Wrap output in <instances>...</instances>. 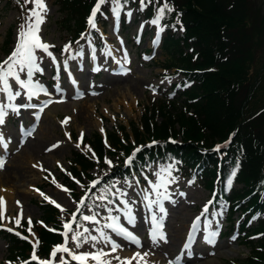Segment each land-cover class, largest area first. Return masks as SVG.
<instances>
[{"label": "rangeland", "instance_id": "obj_1", "mask_svg": "<svg viewBox=\"0 0 264 264\" xmlns=\"http://www.w3.org/2000/svg\"><path fill=\"white\" fill-rule=\"evenodd\" d=\"M45 3L48 11L44 14L45 19L41 25L39 35L43 42L56 46L68 35L61 30L64 22L59 16L58 7L60 4L58 0H45ZM243 5L245 9L244 24L246 27L244 31L238 33V38L243 40L240 45L245 50V62L252 69L257 70L264 62V0H244ZM32 7L33 5L29 3L28 12ZM15 14V10L10 5L5 8L3 2L0 1L1 59L4 58L1 48L6 42V33L10 29L13 31L12 23L14 17H16ZM137 28V25L133 26L127 36L125 32L115 35L113 26L107 28V32L104 34L106 36L101 35L99 30L100 39L106 46L104 56L100 58V61L107 59L110 66L112 65V60L121 61L125 65V71L122 74L109 73L103 68L96 77H91L89 73H81V69H78L74 63L70 64L69 71H66V59L69 57L70 52L62 56V58L56 56L50 47L48 51L51 56L42 51H37L36 55L38 63L43 69L44 78H49L51 70L56 73V78L50 84H47L45 80L39 81L38 78L33 76V80L42 85L45 91L29 100L25 90L20 89L14 81L10 80L13 91H20L21 95L11 102L18 107V111L13 114L16 120L15 125L12 126L9 120L6 121L7 115L4 117V123L0 125V136L13 148L8 151L7 156L9 157L7 160H4L5 155L1 158L3 166L0 167V194L4 195L6 191H9L11 203L8 204L3 213V218L0 220L1 225H9V221H14L16 224L17 218L27 222L29 218L31 219V225L28 223L25 229L26 240L32 247L28 251L29 254L33 253V245L37 242L33 229L34 221L40 222L41 213L43 212L41 208H38L36 202H40V200L49 202L44 199L47 196L50 200L55 201V204L52 203L55 207L56 204L61 206L63 211L61 208L56 207L61 216L68 218L72 212L78 213L77 207L80 200H78L79 195H77L76 191L80 187L77 182L73 183V188L65 186L62 183L61 173L67 169L69 159L72 157L73 149L77 148L76 145L81 133L87 137L94 135L96 131L101 134H109L115 129L119 130V127L122 126V131L131 140L133 127H138V119L141 112L148 108L158 109L159 106H165L168 109L169 105L160 100L155 101L153 105L149 102L150 97H159V94L155 93L153 88L159 85V93H163L169 83L179 80L180 75L173 73L171 69H167L160 64L163 58L159 47L156 48L154 57H152V53L138 54L139 47H143L145 44L135 47L131 45L129 40V35ZM155 37H151L152 41H154ZM111 42H115L114 47L111 46ZM188 50L186 49V51ZM84 52L86 55L87 50H84ZM99 54L100 51L97 52V55ZM107 54L108 57H106ZM53 58L55 62H53ZM254 61L256 65H254ZM67 76L78 87L86 88L87 92L84 94L74 92L71 86L66 83ZM21 78L27 79L26 73H21ZM220 84L221 81L219 80L212 83L213 86ZM150 93H154V95ZM45 98L51 99V102L41 110L39 117L33 119V109L37 103ZM8 103L6 94L0 92V105ZM173 103L172 107L176 108L170 110V112L166 110V112L171 114L170 118H173L172 116L177 113L176 110L180 106V101L177 98ZM22 105L32 106L24 107ZM182 110L184 113H177L178 116L174 118L180 119L186 114L189 115L184 109ZM213 115L214 113H211L210 117H213ZM164 117H158L157 115L155 121L159 122ZM66 118H69L67 123H62ZM167 120L169 118L164 119V121ZM208 123L211 122L209 121ZM25 126H31L34 131L31 134H25L20 137L17 128L24 130ZM166 127L174 131L177 129L176 123ZM117 134L121 136V132H117ZM166 168L164 165L161 169ZM173 171H171V176ZM32 172L34 173L33 177L29 176ZM89 173H94V169H91ZM150 175L151 179L149 181L153 184L156 183L155 165L152 166ZM73 180L75 179L73 178ZM149 181H143L144 186L142 187H132L131 184L130 187L128 185L125 187V183L121 181L115 184L114 187L113 193L117 197L114 205H101V208L93 213L81 211L83 215L96 213V220L99 222L83 221L82 231L85 228L89 230L85 233V236L95 235L99 237V232L102 230L121 246L117 252L111 253V246L106 245L103 241L82 243L80 248L75 246L76 249H71L68 242L66 246L76 253L94 252L103 249L105 252L110 253L107 258L111 260V264H120V261L115 259L117 256L123 260L133 257L137 252L148 253L145 257L148 264H169L170 261L175 264L177 257L181 253L186 255L187 251H193L192 246L188 250L184 249V237L190 223L197 217L201 221V209L205 205L207 190L196 179L190 184L175 180L177 182L173 187H168L167 185L166 188L162 187L157 190L158 192H166L169 196V199H161L160 206L165 209V212L161 213L157 205H152L151 208L147 206L148 215L144 216L143 204L148 205V201L144 199L145 192L148 194L149 201L159 198L149 186ZM39 183L40 188L38 190L34 189L35 192L32 193L29 190V186ZM57 185L62 187H57ZM238 186V184H235V187ZM62 189H67L68 191ZM118 190L126 193V195L118 196ZM141 196H143L144 202L141 200ZM119 199L129 202L134 222L129 223L124 218L123 211H117V209H124L120 206ZM172 201L177 202L174 204ZM109 209L112 210L111 213H109ZM138 212L141 217L138 216ZM110 214L120 217L119 223L139 239V247L104 227L105 224L110 222L107 219ZM153 214L156 215L157 221L162 224L161 230L166 237L164 240L158 239L159 247L153 246L150 242L149 228L153 224ZM178 223L182 224L179 225ZM202 224L201 222L199 224L198 244H200L201 238H205V229L202 228ZM29 227H31V233L29 232ZM48 227L49 224L47 223L45 229ZM221 227L222 230L225 229V221L221 222ZM14 228L20 234V225ZM175 228L178 229L177 233H175ZM217 230L218 224L215 220H212L210 231L216 232ZM223 237L210 253L197 252L200 255L196 253L194 260L188 264H233V261L242 262L246 255L250 253L249 247L244 246L238 240L231 242L228 241L227 237ZM93 244H95L94 247ZM7 253L6 244L0 238L1 262ZM89 262L94 264L93 261ZM132 264H137V261L133 260Z\"/></svg>", "mask_w": 264, "mask_h": 264}, {"label": "trees", "instance_id": "obj_2", "mask_svg": "<svg viewBox=\"0 0 264 264\" xmlns=\"http://www.w3.org/2000/svg\"><path fill=\"white\" fill-rule=\"evenodd\" d=\"M243 1L173 0L175 10L163 18L167 31L161 41L160 53L162 63L181 68L186 79L191 81L181 100L182 107L189 115L174 118L178 116L177 113H184L183 108L178 106L177 113L170 118L171 114L168 112L176 108L172 107L173 101L168 109L165 106L145 109L141 113L139 127H133L131 136L134 143L141 144L147 139L163 140L171 137L173 144L161 141L159 146H163L166 152L180 156L189 165H202L203 172L208 176V185L216 162L212 148L229 141L226 149L221 150L225 152L221 172L227 171L238 159L239 167L235 178L240 186L231 190L230 198L234 199L232 202L239 203L240 199L250 196L252 204L264 206V200L256 198L264 196V62L257 70L245 62V50L240 45L243 40L238 38V33L246 27ZM58 2L59 13L67 32L75 34L83 27L82 16L87 0ZM151 9L149 7L148 11ZM176 18H179L183 32L174 37L170 28ZM188 48L193 54L186 51ZM216 80L221 81V84L213 86L212 83ZM211 113H214L213 117H210ZM157 115L165 117L159 118L161 120L157 122ZM167 118L169 120L164 121ZM174 123L176 131L166 127ZM122 129L120 126L121 137L116 131L108 134L110 147L118 152H126L131 145L128 135ZM92 144L99 157L104 153L115 155L112 151L104 150L98 137L93 139ZM74 160L79 169L74 170L73 174L78 179L81 175L89 176L88 170L92 169L93 164L79 154L75 155ZM44 211L45 222L50 223L56 231L44 229L39 232L43 251L59 237V228L56 227H59L62 219L54 211L43 209ZM248 231L253 234L261 232V236L248 240L252 254L242 264H256L252 257L259 260L264 257V220L252 223Z\"/></svg>", "mask_w": 264, "mask_h": 264}, {"label": "snow or ice", "instance_id": "obj_3", "mask_svg": "<svg viewBox=\"0 0 264 264\" xmlns=\"http://www.w3.org/2000/svg\"><path fill=\"white\" fill-rule=\"evenodd\" d=\"M106 2V0H97L95 6L92 9V12L90 16L88 17V24L90 27L95 28V17L97 13L100 11L101 6ZM141 6L144 7V0H140ZM25 3H31L33 7L29 9L28 15L26 17L25 23L21 24L18 29L17 33V39L16 44L11 53L7 56V58L3 61H0V92H3L6 94L7 99L9 101L8 104L0 105V124L4 123V117L7 115V109H11L13 112L18 111L17 105L11 103L14 101L17 97L21 95L20 91H13V87L10 84V80L14 81L16 85H18L21 89L25 90V94L29 100H31L34 96L39 95L41 92L45 91L38 82H35L33 80V76L36 73H42L43 69L40 67V64L38 63L37 58V51H42L44 53H47L49 56H51V53L48 51L50 47H53L52 45H49L42 41L39 33L41 30V25L44 23L45 16L44 14L47 13L48 8L45 3V0H25ZM111 3L113 5L112 12L113 15L116 17H119L120 11H121V2L120 0H111ZM165 10L172 11V9L169 7L167 3H165L162 7L158 8L156 17L151 21L153 24L159 25L160 20L163 18V15L165 13ZM131 13H128L130 15ZM163 29H161L162 31ZM64 51H70V46L65 45ZM53 62H55L53 58ZM21 73H26L27 79L21 78ZM24 107H29L32 105H22ZM43 110V109H41ZM69 118H66L65 121L62 123H67V120ZM103 131V129H101ZM83 140V133H81L80 142L82 143ZM0 144H4L3 137L0 136ZM6 147V144H4ZM77 147H80V143H77ZM87 148V146H85ZM88 151H91L90 148H87ZM136 151H139L137 149ZM94 155V154H93ZM135 155V153H133ZM132 161V157H129L128 160L125 162L126 164H130ZM111 166L110 161H105ZM3 164L0 162V167H2ZM166 174V175H165ZM157 175V182L152 183L149 181V186L151 187L152 191L157 194L159 197L156 200H148V194L145 192L144 199L148 201V207L151 208L152 205H157L159 207V211L161 213L165 212V209L160 206L161 199H169V196L166 194V192H158L157 190L160 188H166L168 184L174 183L175 178L171 177V166L167 169H162L161 172L156 173ZM55 183V181H53ZM77 183H79L77 181ZM99 183V181L92 182L90 187H95V185ZM57 187H62L60 185H57ZM115 187V185H113ZM64 191H68L67 189H62ZM104 191H107L105 189ZM43 195V193H41ZM126 193L119 192L118 190V196H125ZM106 198L105 195H101L99 197L100 200H104ZM45 200H48L50 203H54L55 201L50 200L49 197L45 196ZM111 203V201H109ZM121 203L124 205V209H117V211H123L124 218L129 222H134V217L131 215L132 209L129 206V202L126 200H121ZM84 204V199L82 198L79 202V205L77 207V211L79 212L80 206ZM56 207L61 208L59 204H56ZM63 211V209L61 208ZM5 211V201L4 198L0 197V219L3 218V213ZM111 209H109V213H111ZM205 211H207V208H205ZM203 214V213H202ZM96 213L93 215H83L81 214L80 219L83 221H89L93 223H99L96 220ZM73 221H75L76 216L75 213H73L72 217ZM107 219L110 221L109 223L105 224L104 227L110 229L112 232H115L122 236L124 239L128 240L130 243H134L137 245V247L140 246L139 239L131 232H129L125 227H123L120 223V217L119 216H112L111 214L107 217ZM153 220V231L151 233L153 243L156 242L157 239L164 240L166 237L164 234L160 231L162 228V224L157 221V217L155 214L152 216ZM29 225H31L32 221L29 218L28 221ZM17 226L20 225V219H16ZM200 224V218L197 217L193 223H192V229L189 232V238L192 237L193 232L198 230ZM78 228L82 227V225H77ZM64 231L61 233V235L65 238V243L62 245H57L53 248L52 252L50 253L51 259L48 260H40L35 252L36 244L33 245V253L31 255V260L37 261V264H54V260L57 257L58 253H66L68 257H70L71 261H75L76 264H88L89 261H93L94 264H111V260L107 257L110 255L109 252H105L103 249H99L94 252H84V253H76L72 250H70L66 245L69 238V233H72L71 240L76 243V248H80L82 243H87L89 241L92 242H99L103 241L106 245L111 246V253L117 252V250L121 247L119 244H117L107 233L104 231L99 232V237L95 235L91 236H85V233L89 230L87 228L84 229V231H76L73 233L72 229V223H64L63 224ZM9 231H12V229H8ZM29 232L31 233V227H29ZM17 235H20L17 233ZM214 235V233H213ZM23 239H27V237H21ZM83 238V239H82ZM206 239L211 242L210 238L206 237ZM38 243V242H37ZM95 244H93V247ZM184 249L188 250L190 249V245L188 243L184 244ZM148 255V253H135V255L131 258H126L121 260L119 256L115 257L116 260L120 261V264H132L133 260L137 261V264H148V262L145 260V257ZM179 257L176 259V264H179ZM24 264H29V262H24ZM59 264H69V261L65 259L64 255H60L59 257ZM169 264H173V262H169Z\"/></svg>", "mask_w": 264, "mask_h": 264}, {"label": "bare ground", "instance_id": "obj_4", "mask_svg": "<svg viewBox=\"0 0 264 264\" xmlns=\"http://www.w3.org/2000/svg\"><path fill=\"white\" fill-rule=\"evenodd\" d=\"M29 176H31V177H33L34 176V173L32 172V174H30ZM0 197H2V198H4V201H5V204L7 205V204H10L11 203V201H10V193H9V191H6L5 193H4V195L3 194H0ZM171 201V200H170ZM186 212V211H185ZM188 213V212H187ZM132 214V213H131ZM191 214V213H190ZM179 224V223H178ZM182 224V223H181ZM181 224H179V225H181ZM176 225V224H175ZM187 225V224H186ZM185 226V225H184ZM181 228V227H180ZM186 229V228H185ZM178 232V229L177 228H175V233H177ZM181 234V233H180Z\"/></svg>", "mask_w": 264, "mask_h": 264}]
</instances>
